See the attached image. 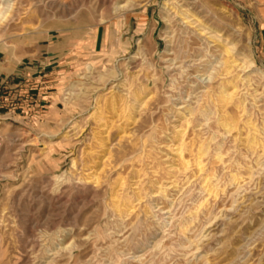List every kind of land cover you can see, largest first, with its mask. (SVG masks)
Instances as JSON below:
<instances>
[{
	"label": "rangeland",
	"instance_id": "obj_1",
	"mask_svg": "<svg viewBox=\"0 0 264 264\" xmlns=\"http://www.w3.org/2000/svg\"><path fill=\"white\" fill-rule=\"evenodd\" d=\"M7 6L0 264H264V0Z\"/></svg>",
	"mask_w": 264,
	"mask_h": 264
},
{
	"label": "bare ground",
	"instance_id": "obj_2",
	"mask_svg": "<svg viewBox=\"0 0 264 264\" xmlns=\"http://www.w3.org/2000/svg\"><path fill=\"white\" fill-rule=\"evenodd\" d=\"M3 2V1H2ZM4 4V3H3ZM4 8V7H3ZM9 6L5 7L3 11H0V23L4 22L7 18V12H8ZM9 13V12H8ZM196 20V19H195ZM225 49V48H224ZM218 61V60H217ZM222 69V68H221ZM237 86V85H236ZM226 98V97H225ZM222 100V99H221ZM135 102V101H134ZM244 105V104H243ZM230 126V125H229ZM205 144V143H204ZM220 150V149H219ZM245 165V164H244ZM239 172V171H238Z\"/></svg>",
	"mask_w": 264,
	"mask_h": 264
}]
</instances>
